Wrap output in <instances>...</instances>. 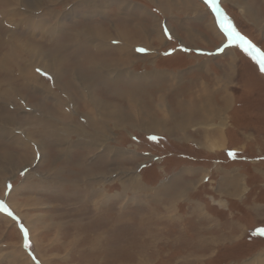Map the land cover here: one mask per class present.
I'll return each instance as SVG.
<instances>
[{"label":"rangeland","instance_id":"374dc122","mask_svg":"<svg viewBox=\"0 0 264 264\" xmlns=\"http://www.w3.org/2000/svg\"><path fill=\"white\" fill-rule=\"evenodd\" d=\"M216 7L264 52V0ZM217 18L203 0H0V264H264V75ZM139 24L144 38L151 29V48L136 39ZM95 25L105 30L99 38L88 30ZM126 29L127 41H138L131 55L115 34ZM50 54L66 71L58 81ZM114 60L119 68L100 66ZM202 81L204 99L231 104L222 110L225 150L215 154L201 145L204 122L182 119ZM92 98L128 117L111 119ZM219 165L240 170L247 187L222 207L211 188ZM194 170L210 176L175 197L170 216L148 210L145 199Z\"/></svg>","mask_w":264,"mask_h":264},{"label":"crops","instance_id":"0c3cea01","mask_svg":"<svg viewBox=\"0 0 264 264\" xmlns=\"http://www.w3.org/2000/svg\"><path fill=\"white\" fill-rule=\"evenodd\" d=\"M184 23H186V22H183V24ZM178 24L179 23L176 24L174 29H178V27H179ZM188 30H190V29L188 28ZM176 31H175V33L177 34ZM164 35L169 36V33L164 32ZM148 51H154V50H148ZM144 52H146V50ZM230 60H231L230 67H232L234 62H233L231 57H230ZM226 66L229 67V64H227V62H226ZM173 79L176 80L175 77L171 76L170 80H173ZM184 80L185 81L192 80V82L196 81L194 78L188 77V76L186 78H184ZM213 80L217 82V76H214ZM198 83L196 85H192V91H195L194 95L191 96L188 94V96L186 97L187 98V104H186L187 105V111L185 112L186 116L183 115L182 119H187V123H188V119L191 120L190 123L192 121H196L198 119H200L201 121L204 122L203 130H202V132H200V134L202 133V136H203V143H201V145L208 152L215 154L216 152H219L221 149L225 150V148H223V146H224L223 138L220 135L221 126L223 124V119H222L223 113L222 112L223 111H225V112L229 111L231 104H230V101H229L227 96L226 97L223 96L221 98L220 105L213 102L212 97L209 98V96H208V97H206V99H204V97L207 96L206 95L207 92L206 91L203 92L205 85L202 81V82H200V85L198 88ZM183 86H184V83H183ZM201 98H203V99L200 100ZM207 101L209 103L208 109H206L207 108ZM174 111H176V113L174 112L175 115L182 112L180 110L179 111L174 110ZM209 113H210V116L208 117ZM218 113H219V118H217ZM181 114H183V113H181ZM220 114H221V116H220ZM212 116L216 117V120L211 124L214 127L210 125V121L212 120ZM184 125H185L184 123L180 124L181 127H183ZM218 169H219V176H218L219 180H216V182L213 183L211 188H212V191L215 192L219 197V201H220V205H221L220 207H222L224 205L222 203L223 202L222 199H224L223 197H225V196L231 197L232 199H242V197H244L245 191L247 189L246 184H245L244 174H242V172L236 168H227V167L224 168V166H221V165H219ZM190 170L191 169H189L187 171V173ZM196 172L197 171L194 170L193 175H195V176L191 180H184V178H182L180 175L178 178L179 180H177L175 177L172 178L170 188L173 185V191L171 189H170V191H167L163 187L161 189H158L156 191L155 197L149 196L148 199H145V206H147V203H150L149 208H148V210L150 212H153L155 215H157V213H162L163 215L166 214L167 216H170L171 214L169 213V209L172 206L171 202H173V199L179 195L183 196V195H188L192 192H195L198 184L200 186L202 181L207 180L210 176V174H204L203 175V173H202L201 176L198 177L200 173L196 174ZM140 173L144 175V173H146V171L143 172V170L140 169ZM196 178H199L202 181L196 180ZM160 184L161 183H159V185ZM155 186L157 187V185H155ZM197 209L201 210V207L198 205ZM202 209H206V208H202ZM207 215H209V214H207ZM218 231L219 232L223 231V225L218 227Z\"/></svg>","mask_w":264,"mask_h":264},{"label":"bare ground","instance_id":"6f19581e","mask_svg":"<svg viewBox=\"0 0 264 264\" xmlns=\"http://www.w3.org/2000/svg\"><path fill=\"white\" fill-rule=\"evenodd\" d=\"M38 1V0H37ZM41 1V0H40ZM184 2L186 1V0H183ZM251 1L252 0H250V4H251ZM27 2V1H26ZM61 2V1H60ZM191 2H187L185 5L187 6L188 5V7H190L191 8V4H190ZM36 4V3H35ZM39 4H41V3H39ZM34 5V4H33ZM103 5H104V3H103ZM252 6V5H251ZM107 7V6H106ZM105 7V8H106ZM39 8V7H38ZM103 10V9H102ZM250 12V11H249ZM93 13V12H92ZM250 13H252V12H250ZM253 14V13H252ZM56 26V25H55ZM42 27V26H41ZM93 27H95V28H93ZM84 29H86V27H84ZM91 29H93V36L94 37H98V36H102V35H104L105 34V30H103V27H100V26H92L91 28L88 26V30H91ZM142 30H144L145 32H146V28L144 27L143 28V24H142V26L139 24L136 28H135V33H134V35L136 36V39L138 40V41H142L143 43H145V44H147V48H151L150 46H151V43H152V41L150 42V33H151V29L149 30V33H148V35L150 36H146L145 38H144V32H142ZM153 31H155V30H153ZM117 33H115L117 36L119 35L120 37H121V42H122V45L123 46H126V53L128 54V55H131V52L129 51V49L131 48L130 46H138V44L136 45V43L138 42V41H136V43L133 41V42H130V40H128L127 41V36H126V33L127 32H130V31H128L127 29L126 30H121L120 32H119V30H117L116 31ZM156 32H158V34H157V36L155 37V39L158 41V42H162L163 40H164V37H163V35L160 33V29L157 27V31ZM131 33H133V31H131ZM189 34V33H188ZM111 35V34H110ZM112 37V36H111ZM187 37H190V36H188L187 35ZM99 38V37H98ZM125 42H126V44H125ZM94 43V42H93ZM135 43V44H134ZM163 45V44H162ZM236 45V44H235ZM237 46V45H236ZM40 48V47H39ZM30 50V49H29ZM42 50V49H41ZM40 52V51H39ZM111 52V51H110ZM226 52V51H225ZM29 53H31L30 51H29ZM102 54L101 55H99V56H97V58L95 59L96 61L98 60V59H101V57L103 56V52H101ZM228 53V52H227ZM226 54V53H225ZM118 56H122V57H124V51H123V49H121L120 50V55H118ZM49 57H51L52 58V60L54 61V62H50V64L48 65L47 64V68L50 70V68L52 69V71L54 70V68L56 67V71H58L59 73H61V74H56L57 72H54L55 74H56V79H57V81L59 80V78H58V76H60V75H62V73H65L66 71H63V69H62V71H61V67H60V65L62 64V61H59V60H57V58L59 57V55H54V54H50V56ZM232 57H233V55H232ZM30 58V57H29ZM61 60H62V58H61ZM101 60H99V62H100ZM137 61H140V59L138 58L137 59ZM132 62V60L131 59H128L127 57H126V66L127 65H130V63ZM85 63H88V64H85L84 65V67L83 68H85L87 71H90L91 73L92 72H94V69H95V65H93L94 64V61H88V62H85ZM125 63V62H124ZM124 63H123V65L121 66V67H123L124 66ZM121 64V62H119V61H117V60H114V61H110L109 63H106V62H104V63H102V64H100V66L101 67H104V68H106V67H108V66H112V67H118L119 65ZM119 68V67H118ZM112 69V68H111ZM80 71H82V72H84L82 69H80ZM24 74V73H23ZM69 74V73H68ZM84 75V74H83ZM83 75H80V77L79 78H76V81L78 80V81H80L81 79L82 80H84V82H85V77L83 76ZM114 75V74H113ZM70 76V75H69ZM25 77V76H24ZM131 77L129 76V78H127V79H130ZM27 79V78H26ZM132 79V78H131ZM11 80V79H10ZM15 80V79H14ZM67 80H69V81H67L68 82V87H71L72 88V83H71V81H70V78L69 79H67ZM133 80V79H132ZM24 81V80H23ZM39 81V80H38ZM58 83V82H57ZM60 83V82H59ZM7 84V83H6ZM64 84V87H62V88H60V89H62L64 92L67 90V83H63ZM10 85V84H9ZM27 85V84H26ZM2 86H4V85H2ZM14 86H16V85H14ZM19 86V85H18ZM4 87H6V86H4ZM60 87V86H59ZM81 88H83V87H81ZM88 88V87H87ZM6 89V88H5ZM129 89H131V88H128V87H126V101L127 102H131V100H129V98H132V94H131V90H129ZM132 89H134V88H132ZM4 90V89H3ZM15 90V89H14ZM61 90V91H62ZM3 92V91H2ZM15 92H16V90H15ZM19 92V91H18ZM78 92V91H77ZM147 91H144L143 92V94H145ZM137 93L139 94V92L137 91ZM120 94V93H119ZM2 95H3V93H2ZM14 95V94H13ZM128 95H130L131 97H129ZM11 97V96H10ZM9 98V97H8ZM72 98V97H71ZM1 99V98H0ZM11 99V98H10ZM26 99V98H25ZM129 100V101H128ZM28 102V101H27ZM27 102H26V104H27ZM42 104V103H41ZM91 104H94V105H100V106H102V108L103 109H105L106 110V116H108V117H110L111 119H113V120H115L116 119V115H120V114H122L123 113V115L122 116H124V117H128V113L126 114L125 112L126 111H124V109L122 108H119V107H114L113 108V106H107L106 104H105V101H103L102 99H97V100H95L94 101V99L92 98V100H91ZM26 107H27V105H26ZM132 109H133V106L131 105V108H130V111H132ZM189 109V108H188ZM126 110V109H125ZM124 114H126V116L124 115ZM125 118V119H126ZM124 122V121H123ZM16 124H17V122H16ZM1 125H4V124H1ZM12 125V124H11ZM33 127V129L32 130H30L29 132H30V136H32L33 134H35V132H36V129H37V127H36V125L34 126V125H32ZM39 127H40V125H39ZM21 132V131H20ZM7 136V135H6ZM15 143L16 142H19V140H21L18 136H16V137H14L13 139H12ZM38 148V147H37ZM3 155H4V157H6V156H8V157H10L9 155H8V153L7 152H5V153H3ZM8 157H7V159H8ZM30 159H31V157H30ZM171 182V181H170ZM192 184V183H191ZM140 185V184H139ZM121 210V209H120ZM125 214V213H124ZM126 216V215H125ZM76 224V223H75ZM58 226V225H57ZM61 227V226H60ZM57 238V237H56ZM97 239H95V241H96ZM75 241L76 242H78V239H75ZM79 241H80V239H79ZM75 242V243H76ZM74 243V244H75ZM92 243V242H91ZM86 246V245H85ZM141 260H143V259H141ZM148 261V260H147Z\"/></svg>","mask_w":264,"mask_h":264},{"label":"snow or ice","instance_id":"6c2138e0","mask_svg":"<svg viewBox=\"0 0 264 264\" xmlns=\"http://www.w3.org/2000/svg\"><path fill=\"white\" fill-rule=\"evenodd\" d=\"M203 2L207 6L211 7L217 14L220 13L219 8L216 7L217 0H203ZM226 23L227 26H225ZM219 24L224 33L228 36L229 40L239 41L240 47L260 65V71L264 72V52H261L260 49L256 48L253 44H251V42L247 41L242 35H240L231 25V22L228 21V18L226 16L219 20ZM37 71H39V69ZM229 154L232 155V153ZM4 210L7 211L6 208ZM21 228L22 231H24L25 237H27V231L23 229V226H21ZM257 231L259 234L264 235V229H259ZM25 246H28L27 243L25 244Z\"/></svg>","mask_w":264,"mask_h":264},{"label":"water","instance_id":"95a60500","mask_svg":"<svg viewBox=\"0 0 264 264\" xmlns=\"http://www.w3.org/2000/svg\"><path fill=\"white\" fill-rule=\"evenodd\" d=\"M220 19H222V15H221V12L218 14V18H217V22H218V24H219V20ZM219 26H220V24H219ZM220 29H221V27H220ZM221 32L223 33V35H225L226 37H228L225 33H224V31L221 29ZM247 40V39H246ZM247 41H249V40H247ZM232 42L233 43H235L236 45H240V42L239 41H236V40H232ZM263 74H264V72H262Z\"/></svg>","mask_w":264,"mask_h":264},{"label":"trees","instance_id":"16d2710c","mask_svg":"<svg viewBox=\"0 0 264 264\" xmlns=\"http://www.w3.org/2000/svg\"><path fill=\"white\" fill-rule=\"evenodd\" d=\"M246 39V38H245ZM263 74V73H262ZM264 75V74H263ZM260 236V239H263L264 237L263 236H261V235H259Z\"/></svg>","mask_w":264,"mask_h":264},{"label":"flooded vegetation","instance_id":"af4514ba","mask_svg":"<svg viewBox=\"0 0 264 264\" xmlns=\"http://www.w3.org/2000/svg\"><path fill=\"white\" fill-rule=\"evenodd\" d=\"M238 46H240V45H238Z\"/></svg>","mask_w":264,"mask_h":264}]
</instances>
